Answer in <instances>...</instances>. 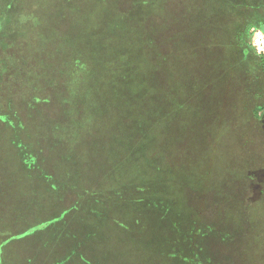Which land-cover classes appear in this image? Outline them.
Returning a JSON list of instances; mask_svg holds the SVG:
<instances>
[{
  "label": "trees",
  "instance_id": "1",
  "mask_svg": "<svg viewBox=\"0 0 264 264\" xmlns=\"http://www.w3.org/2000/svg\"><path fill=\"white\" fill-rule=\"evenodd\" d=\"M17 2L15 24L0 11V246L47 241L57 264H94V241L109 240L100 256L111 264L122 239L124 264L186 240L167 226L210 237L188 194L214 191L211 174L171 155L207 116L201 78L187 69L204 43L189 44L181 26L161 47L151 0H93L62 24L57 9V30L49 0Z\"/></svg>",
  "mask_w": 264,
  "mask_h": 264
},
{
  "label": "rangeland",
  "instance_id": "2",
  "mask_svg": "<svg viewBox=\"0 0 264 264\" xmlns=\"http://www.w3.org/2000/svg\"><path fill=\"white\" fill-rule=\"evenodd\" d=\"M151 1L148 12L159 28L161 47H168L165 41H175L181 26L188 30L189 44L191 39L204 43L198 55L187 62V69L201 78L204 89L198 94L207 116L192 129L185 144L174 146L171 155L173 163L180 154L204 161L200 171L210 172L212 184L206 185L215 190L198 198L188 195L195 207L193 214L215 228L210 237L201 240L196 228L188 233L177 224L175 228L167 226L179 235L186 234V240L169 239L160 251L134 252V256L123 257L124 264H264V62L260 58L264 52L252 46L254 32L264 33V0ZM35 2L27 0L28 9L34 8ZM92 2L49 0L52 27L57 30V9L62 24L69 16L70 20L79 19V11L89 13ZM17 8V0H0V11L5 9L2 21L15 24ZM192 103L188 108L193 113ZM160 222L157 220V228ZM105 225L100 221L104 235L113 239L117 230ZM121 241L117 240L114 250L109 249L117 255H112L111 264L123 254ZM110 243L94 241L91 257L100 260L94 264H104L101 251ZM14 256L7 255V259Z\"/></svg>",
  "mask_w": 264,
  "mask_h": 264
},
{
  "label": "crops",
  "instance_id": "3",
  "mask_svg": "<svg viewBox=\"0 0 264 264\" xmlns=\"http://www.w3.org/2000/svg\"><path fill=\"white\" fill-rule=\"evenodd\" d=\"M16 241L12 240L6 243L7 245L0 246V264H57V260L54 259L57 256V250L48 246L46 244L47 241L39 244L42 247L41 249H39L40 247H36V244H30V242H26L25 245H19ZM38 253L44 255V258L42 257L43 260H37L36 255ZM11 254H15V256L7 259V255Z\"/></svg>",
  "mask_w": 264,
  "mask_h": 264
},
{
  "label": "built area",
  "instance_id": "4",
  "mask_svg": "<svg viewBox=\"0 0 264 264\" xmlns=\"http://www.w3.org/2000/svg\"><path fill=\"white\" fill-rule=\"evenodd\" d=\"M252 46L259 53L264 52V33L260 30L254 32L252 36Z\"/></svg>",
  "mask_w": 264,
  "mask_h": 264
}]
</instances>
